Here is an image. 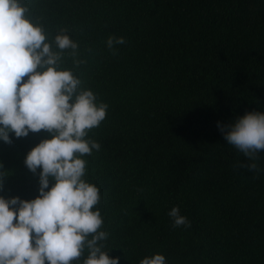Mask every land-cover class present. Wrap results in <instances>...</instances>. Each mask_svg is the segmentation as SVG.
Returning a JSON list of instances; mask_svg holds the SVG:
<instances>
[{"label":"trees","instance_id":"1","mask_svg":"<svg viewBox=\"0 0 264 264\" xmlns=\"http://www.w3.org/2000/svg\"><path fill=\"white\" fill-rule=\"evenodd\" d=\"M19 2L46 42L66 30L84 63L64 50L58 70L108 105L85 137L100 150L80 157L82 179L100 190L102 250L118 264L155 254L166 264H264V151L249 161L217 127L264 112V0ZM109 36L126 41L115 55ZM50 138L0 140V198L38 197L41 169L24 160ZM176 206L190 227H172Z\"/></svg>","mask_w":264,"mask_h":264},{"label":"clouds","instance_id":"2","mask_svg":"<svg viewBox=\"0 0 264 264\" xmlns=\"http://www.w3.org/2000/svg\"><path fill=\"white\" fill-rule=\"evenodd\" d=\"M27 11L19 0H0V140L10 143L9 133L21 138L42 130L51 138L32 148L24 160L33 174L41 169L38 197L0 198V264H72L85 248L83 264H118V258L102 250L108 233L99 231L103 219L93 210L100 190L82 179L86 161L80 158L100 150L98 142L85 137L105 119L108 105L97 104L91 90L78 91L81 80L71 70H58L64 50H71L74 65L84 63L76 59L78 44L66 30L46 42L43 28L26 18ZM125 43L114 36L106 41L113 55L115 46ZM53 44L59 51H53ZM217 127L249 161L264 151V112L246 113ZM236 167L259 171L257 163ZM168 215L173 228L190 227L178 206ZM140 264L166 261L155 254Z\"/></svg>","mask_w":264,"mask_h":264}]
</instances>
